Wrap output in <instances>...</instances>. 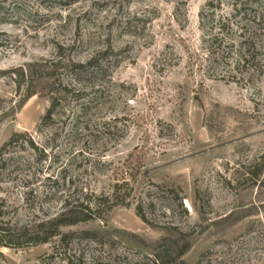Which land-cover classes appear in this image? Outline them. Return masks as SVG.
I'll return each instance as SVG.
<instances>
[{
  "label": "rangeland",
  "instance_id": "1",
  "mask_svg": "<svg viewBox=\"0 0 264 264\" xmlns=\"http://www.w3.org/2000/svg\"><path fill=\"white\" fill-rule=\"evenodd\" d=\"M14 133L38 149L0 158V264H264V0H0V148ZM116 184L123 206L35 245Z\"/></svg>",
  "mask_w": 264,
  "mask_h": 264
},
{
  "label": "trees",
  "instance_id": "2",
  "mask_svg": "<svg viewBox=\"0 0 264 264\" xmlns=\"http://www.w3.org/2000/svg\"><path fill=\"white\" fill-rule=\"evenodd\" d=\"M99 56L92 57L90 60H88L84 64H75L71 62L70 68L72 69V73L77 76H93L101 72L102 65H100L99 62ZM247 60V58H244ZM51 77H56V74L51 72ZM74 76V77H75ZM74 80H77V78H74ZM68 91V90H67ZM35 95V92H30L22 104L19 106L18 109H21L29 99H31ZM58 106V101L53 98L51 107L48 109L46 115L41 120V126H47L49 125V122H53L55 120V111L56 107ZM39 128V131H41V127ZM32 149L34 151H37L38 147L36 146L33 139L30 137L28 133H14L10 140L5 143L0 148V158L2 155L7 151L9 148H25ZM45 158L48 157V154L44 155ZM3 160L0 159V169H3L4 165L2 164ZM264 173V156L262 158V163L259 164L254 170H250L248 172L249 178L251 180H258L260 176H262ZM61 180L64 183L65 186V179L61 178ZM58 184V183H56ZM128 182L125 180L123 185L121 186H128ZM118 184L114 185L112 187V193L111 194H101L99 196L92 195L90 197L83 198L82 200H76L71 199L69 196L68 199L65 201L64 206V212L57 218H54L52 220H48L46 224H43L41 227H43L40 231V235H43L42 240L35 243V245H45L48 244L53 238L56 237H62L65 238L66 235H64L61 232H59V228L61 227H69V226H75L80 223H85L89 221H94L97 219H101L102 212L104 214H110L116 207L123 206V204H120L117 202V196L119 193V189L121 188ZM54 192L58 193V191ZM127 206H129L127 204ZM137 216L147 225L153 227V224L148 222L143 216H142V210L140 207L137 208ZM12 236L9 235V233L5 232V229L0 227V248L7 247V248H13V240ZM168 248H162V253H166ZM188 250V249H187ZM186 250V251H187ZM185 251V252H186ZM179 254L178 258L182 257L184 253ZM158 263V261L156 262Z\"/></svg>",
  "mask_w": 264,
  "mask_h": 264
}]
</instances>
